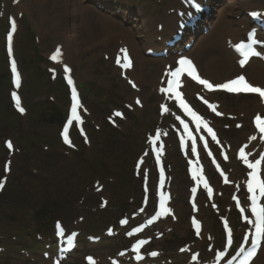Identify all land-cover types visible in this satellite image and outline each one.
<instances>
[{
  "label": "rangeland",
  "instance_id": "obj_1",
  "mask_svg": "<svg viewBox=\"0 0 264 264\" xmlns=\"http://www.w3.org/2000/svg\"><path fill=\"white\" fill-rule=\"evenodd\" d=\"M19 1L0 0L2 24L0 26V120L8 116L4 105L7 101L6 92L10 91L6 76L4 46H1V42L4 44V30L6 31L8 27L7 17L12 15L18 21L16 53L25 74L23 94L31 114L29 118L20 117L16 123L10 120L13 116L8 119V123L0 121V136H2L0 182L3 185L0 187V264H35V261L51 264L43 259L44 255L43 257L41 255L43 251L53 255L50 249L53 232L50 231V226L44 223L47 221L44 205L48 202L55 203L58 208L50 214L46 213L52 222L62 219L73 227L76 224L87 225L83 227L87 234L82 237L81 247L88 250L87 253H95L106 258V254L102 252L115 250L117 244L124 245L122 238L106 239L98 247L88 243L87 235L102 233L110 224L118 226L117 221L120 217L130 215L141 205L143 188L146 184L141 178L145 173H151L146 153L148 150L146 134L152 132L160 122L155 105L156 95L148 92L146 99L143 93L141 96L147 100L145 110L128 111L127 119L118 123L117 127L112 126V123L109 125L106 117L113 114L111 112L114 108H121L128 102L132 103V93L129 92V86L123 80L120 81L112 65L102 57V54H99L101 51L115 52L117 46L93 47L92 41L105 35L96 26V20L100 18L96 15L98 13L96 5L89 4L87 0ZM153 1L156 0H130L131 8H136V12L144 16L151 32H155V29L153 30L148 17L151 15L155 17L158 14ZM237 1L238 5L232 15L241 8L242 1ZM258 1L245 0L244 7L257 5ZM88 4L92 7V12H95L91 16L92 27L98 32L95 35H90L86 30L81 33V8ZM168 5L169 3L166 7ZM222 6L215 12V19L219 17ZM126 14V10H123L122 19L127 18ZM103 15L109 16L105 12ZM132 18L133 21L130 19L129 23L123 25L125 28H131L132 31L138 28L136 32L139 33L134 34V39L142 44L146 37L139 30L142 28L139 18L135 16ZM229 20L226 18L224 23ZM104 21L111 20L104 19ZM65 32L70 37L68 48L67 43L66 46L64 45L67 56L75 68L80 83L84 86L85 109L87 108L88 112L87 130L91 136V141L86 142L79 140L75 135L74 147L70 150L62 148L58 142L59 125L64 117V110L67 109L66 102L63 101L62 94L57 92L54 84L46 81V77L43 76L45 75L43 71L48 67L44 58L56 44L64 43L62 34ZM131 36L133 37V33ZM258 81L263 82L260 79ZM43 97L45 100L52 97L54 104L59 107L58 110L57 107L52 106L48 109L41 107L42 110L38 111L36 108H39V104L44 100ZM245 105L247 104L238 103L239 107L233 106L230 109L240 111ZM245 107L250 108V106ZM33 109H36L38 123L35 122ZM50 117L52 120L49 119ZM13 119L15 120L16 117ZM7 124L13 128H5ZM110 128L116 132H111ZM8 137H12L16 145V151L11 155L4 151L3 141ZM143 155H146V164L141 170H137L136 159ZM171 160L177 162L173 165L176 169L175 183L182 191L178 200V206L182 211L180 202L183 203L185 190L183 175L179 168V159L175 158L174 152H171ZM40 169L46 174L49 170L51 174L43 176L38 172ZM41 177L43 182H39L42 180ZM150 178L153 187L154 178L152 175ZM95 184L103 186L104 190L98 193ZM101 201L107 204L106 209L101 208ZM35 223L38 225L37 228ZM179 225L183 228L181 230L186 232L181 234L178 229L162 240V246L174 247L176 245L172 243L174 239L187 235L186 222L177 226ZM16 233L24 235L25 238L21 237L20 240ZM37 234L42 236L41 241L37 238ZM16 237L19 239L15 240ZM81 254L82 252H79L76 255L80 257ZM166 256L167 254L164 255ZM172 257L175 258V262L171 264H177L178 260L182 259L186 261L185 255L178 256L173 253ZM68 264H82V261L74 259Z\"/></svg>",
  "mask_w": 264,
  "mask_h": 264
},
{
  "label": "bare ground",
  "instance_id": "obj_2",
  "mask_svg": "<svg viewBox=\"0 0 264 264\" xmlns=\"http://www.w3.org/2000/svg\"><path fill=\"white\" fill-rule=\"evenodd\" d=\"M237 2V0H225V3L223 1H217V5L219 3L221 5L224 4L221 9L222 11L220 17L218 18L217 22L214 23L213 28L207 34H204L203 36L201 35L199 39L195 41L189 51L190 55L197 59L204 73L206 75L215 77L217 81L227 79L228 76L236 69L232 58L237 59V57L226 46V39L229 34V29L226 24H224V21L225 17L230 19L232 13L235 11L236 5H238L236 4ZM91 8L92 7L89 4L81 8V33L86 30L90 32V35H95V33L98 32L92 27L91 20H93V18H91V16L94 15L95 12H92L93 9ZM96 15L100 17L99 20H101V22L97 23L104 24L98 25L96 23L99 27L98 29L101 30L103 35L106 33L115 34V37L113 39H110L108 36L104 37V46L110 43H115L120 47L129 46L132 49V53L137 57V60L141 62L147 60L144 58L146 55V50L147 48L152 47V45L154 44L153 31H149L150 29L148 27L139 29L141 33H144L143 35H145L146 37V40L141 44L135 41L134 36H131L133 39H128L126 37L132 35V32L130 31V28L123 27V20H113V18L115 17L110 19L102 15L101 12L96 13ZM104 19H110L111 21L113 20L115 23H107L106 21H104ZM60 21L64 24L62 20ZM131 21H133V18H131ZM59 25L61 24L59 23ZM122 30L126 32H123ZM63 36L67 38V35L65 33H63ZM229 36L230 38H232L231 34ZM79 42L81 43V41ZM159 44L161 43H158V46L161 47L162 45L160 46ZM172 63V60H165L162 57H150L147 61V69L145 70V73H143L142 76H138H140L141 79L144 80L147 84H154V86L156 85L155 87L158 88L162 73L166 71L169 67L168 65H172ZM156 73H160L159 79L157 76L155 77ZM248 74L255 81H258L259 79L264 81V66L256 60L251 61L248 66ZM188 91L192 92L190 87H188Z\"/></svg>",
  "mask_w": 264,
  "mask_h": 264
},
{
  "label": "snow or ice",
  "instance_id": "obj_3",
  "mask_svg": "<svg viewBox=\"0 0 264 264\" xmlns=\"http://www.w3.org/2000/svg\"><path fill=\"white\" fill-rule=\"evenodd\" d=\"M253 15L255 16L257 14L253 13ZM12 27L14 30L15 24H13ZM10 39H11V36H9V40ZM239 47L243 48L244 46L240 45ZM122 51L125 52L124 63L121 64V60L119 58L117 59V63L121 64V66L124 68L131 67V61L128 59L126 55V50H122ZM59 56H60V50L57 49L56 53L52 56V59L57 60ZM179 65L180 67L176 68L174 72L170 73L171 77H173L174 79H170L168 81V86H169L168 90H171L174 81L178 83V78L181 76L182 73L186 72L187 76L191 77L194 80H197L201 85H203L205 88L209 90H213L215 87L216 89H226L228 92H231V93H255V94H259L261 98H264V88L253 86L246 80L245 76L243 75H240L236 77L235 79L229 80L228 82L224 84H217L214 86L209 81L201 79L199 77V75L196 73L195 67L192 65V62L190 60L181 58L179 60ZM13 70H15L14 63H13ZM66 71H67V68H66ZM68 83L69 84L73 83L70 78L68 80ZM164 90L165 89H162V91ZM175 95L177 98H179L181 93L176 92ZM72 100H73L72 113L74 117L77 120H79V116L75 115L77 112V107H78V100H77L75 88H73ZM137 103H139V100H137ZM205 103H207V101H205ZM209 106L213 109V111L216 110L215 105H209ZM180 107L184 108L186 111L189 112L190 115L193 116V118L196 120L197 126L199 127L201 123V117L197 116L195 112H192L191 109H189L188 105L182 99L180 100ZM20 110L23 111L22 108ZM217 114L219 115L220 113H217ZM181 123H183V121H181ZM204 126L207 127L206 122ZM184 127L185 129H187L188 125L184 124ZM256 127L259 129L261 133H264V119H261L260 116L256 117ZM208 132L211 133L212 129L208 128ZM189 135L191 134L189 133ZM213 139H215L214 135H213ZM66 142H68L67 138H66ZM8 146L9 148H11L12 147L11 143H9ZM192 151H195L194 145L192 146ZM240 155H241V158L244 160V162L247 164V167L251 169V171H249L248 173V176L250 177L248 184H247L248 192L255 193L258 190L259 196L264 197V178H261L258 175V169L261 166V164L264 163V157H261L260 159H256L254 162L250 163L245 157V153L243 149H241ZM161 175H163V173H161ZM0 187H3V185L0 184ZM210 191L211 190L209 189V192ZM252 201H253V206H252L251 211L256 216V231L258 234L264 235V206L259 207V208L257 207L256 205L257 195L255 194L252 195ZM162 207H163V198H162ZM193 223L197 229V233H199V224L196 223L195 221H193ZM225 227L226 228L228 227L227 222H225ZM229 239L231 240V230L230 229H229ZM251 254L255 255V252ZM153 255H155V253H153Z\"/></svg>",
  "mask_w": 264,
  "mask_h": 264
}]
</instances>
